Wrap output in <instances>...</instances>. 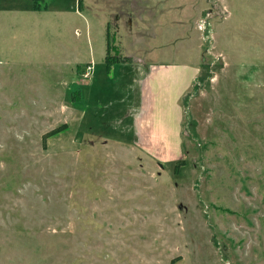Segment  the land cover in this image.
I'll use <instances>...</instances> for the list:
<instances>
[{
    "label": "rangeland",
    "instance_id": "obj_1",
    "mask_svg": "<svg viewBox=\"0 0 264 264\" xmlns=\"http://www.w3.org/2000/svg\"><path fill=\"white\" fill-rule=\"evenodd\" d=\"M0 264H264V0H0Z\"/></svg>",
    "mask_w": 264,
    "mask_h": 264
},
{
    "label": "crops",
    "instance_id": "obj_2",
    "mask_svg": "<svg viewBox=\"0 0 264 264\" xmlns=\"http://www.w3.org/2000/svg\"><path fill=\"white\" fill-rule=\"evenodd\" d=\"M186 63V62H185ZM198 68V67H197ZM194 69L193 71L189 72V76L187 75V79L184 84L180 82H176L172 87L175 90V96H174V102L169 106L170 110L174 112H183L184 114V108L182 101L186 97L188 91H189V81L196 78L198 74V69Z\"/></svg>",
    "mask_w": 264,
    "mask_h": 264
},
{
    "label": "trees",
    "instance_id": "obj_3",
    "mask_svg": "<svg viewBox=\"0 0 264 264\" xmlns=\"http://www.w3.org/2000/svg\"><path fill=\"white\" fill-rule=\"evenodd\" d=\"M63 128H64V127H62V129H63ZM62 129H60V128L53 129L52 131H50L49 133H47V134L44 136V138L47 137V136H52V135L58 133L59 131H61ZM184 165H185V161H184V160L176 161V162L174 163V169H173V172L176 173V172L178 171L179 167L184 166Z\"/></svg>",
    "mask_w": 264,
    "mask_h": 264
}]
</instances>
